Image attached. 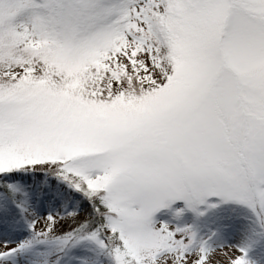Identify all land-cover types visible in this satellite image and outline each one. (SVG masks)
Returning a JSON list of instances; mask_svg holds the SVG:
<instances>
[{
  "label": "snow or ice",
  "instance_id": "6c2138e0",
  "mask_svg": "<svg viewBox=\"0 0 264 264\" xmlns=\"http://www.w3.org/2000/svg\"><path fill=\"white\" fill-rule=\"evenodd\" d=\"M218 250L264 264V0H0V264Z\"/></svg>",
  "mask_w": 264,
  "mask_h": 264
},
{
  "label": "rangeland",
  "instance_id": "374dc122",
  "mask_svg": "<svg viewBox=\"0 0 264 264\" xmlns=\"http://www.w3.org/2000/svg\"><path fill=\"white\" fill-rule=\"evenodd\" d=\"M225 252H227V255ZM232 254L231 250H218L212 257L211 264H228V255Z\"/></svg>",
  "mask_w": 264,
  "mask_h": 264
}]
</instances>
